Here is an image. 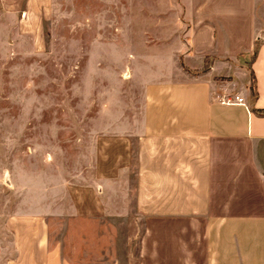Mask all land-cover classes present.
Listing matches in <instances>:
<instances>
[{"label":"crops","instance_id":"0c3cea01","mask_svg":"<svg viewBox=\"0 0 264 264\" xmlns=\"http://www.w3.org/2000/svg\"><path fill=\"white\" fill-rule=\"evenodd\" d=\"M256 8L186 0L184 67L160 70L139 115L112 123L106 135L121 150L106 151L103 177L17 205L5 221L8 246L0 232V264H264V114L250 110L264 109ZM244 56L255 97L248 104L244 74L245 105L221 103L212 75L233 73Z\"/></svg>","mask_w":264,"mask_h":264},{"label":"rangeland","instance_id":"374dc122","mask_svg":"<svg viewBox=\"0 0 264 264\" xmlns=\"http://www.w3.org/2000/svg\"><path fill=\"white\" fill-rule=\"evenodd\" d=\"M256 5L264 33V0ZM185 8L186 0H0L6 246L5 221L26 197L72 195L73 184L105 175L106 151L115 157L121 150V140L106 135L117 127L112 123L139 115L143 91L160 70L184 67ZM246 60L232 62L233 73L222 72L228 66L213 73L220 95H237L244 74L250 87ZM130 146L133 156L132 138Z\"/></svg>","mask_w":264,"mask_h":264},{"label":"trees","instance_id":"16d2710c","mask_svg":"<svg viewBox=\"0 0 264 264\" xmlns=\"http://www.w3.org/2000/svg\"><path fill=\"white\" fill-rule=\"evenodd\" d=\"M253 57H254V53L252 55H250L249 60H252ZM249 63H250V61H248L247 65H249ZM248 72L250 74V80H251V85L249 87V91H250V101H249L248 104H251V100L255 97V92H254V88H253L254 87L253 76H252V72H251L250 68H249V71ZM250 110L252 112H255V113H258V114H264V109H262V110H256L253 107H250Z\"/></svg>","mask_w":264,"mask_h":264},{"label":"built area","instance_id":"2783aa9c","mask_svg":"<svg viewBox=\"0 0 264 264\" xmlns=\"http://www.w3.org/2000/svg\"><path fill=\"white\" fill-rule=\"evenodd\" d=\"M219 101L221 103H226V104L236 103V104L245 105V101L243 100V98L241 96H238V95H231V96L221 95L219 97ZM263 181H264V179H263Z\"/></svg>","mask_w":264,"mask_h":264}]
</instances>
